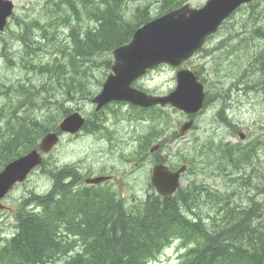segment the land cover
I'll list each match as a JSON object with an SVG mask.
<instances>
[{
  "label": "trees",
  "instance_id": "1",
  "mask_svg": "<svg viewBox=\"0 0 264 264\" xmlns=\"http://www.w3.org/2000/svg\"><path fill=\"white\" fill-rule=\"evenodd\" d=\"M154 1L158 5L154 16L149 6L137 7L129 13L127 0L54 1V9L57 8L55 15L64 16L51 19L49 24L57 26L55 20L62 18L64 25H71V14L76 19V24L69 28L71 44L67 48L59 47L57 56L46 62L35 64L27 60L29 56L20 57L23 68L39 77V81L32 83L27 77V82L14 89L9 102L11 107L17 105L10 116L0 108V170L13 159L38 148L48 131L57 132L63 117L80 110L79 103L91 101L96 93L90 87L93 69L105 66L106 71H110L113 51L128 44L138 28L155 17L180 8L189 0ZM86 18L94 26L84 28L81 23L84 24ZM227 21L220 30L225 28ZM33 23L44 33L32 38L25 28L19 35L25 45L38 44L42 38L48 39V29L38 21ZM262 29L254 33L264 41ZM259 54L264 64V47ZM197 73L200 74L199 71ZM261 79L255 84L258 87L251 85L253 90L260 88L264 91V72ZM201 81L204 83L202 78ZM210 98L208 95L206 105L210 104ZM26 106L29 111L41 109V118L30 117L32 115L28 113L19 117V112ZM133 108L138 111L137 116L152 120L141 137V150L148 151L155 141L162 138L160 118L164 119V111L160 107ZM221 114L228 127L234 126L227 116ZM99 116V113L93 115ZM98 129L100 127H96ZM259 139L253 143L263 149L264 139ZM258 145L255 148L254 145L253 148H238V145L225 144L216 154L221 153L228 163L242 169L245 165H253ZM245 150L250 154L243 157L241 152ZM163 160L167 163L165 156L158 162ZM188 161V171H192L194 165L191 160ZM65 167L49 170L50 176L57 180L70 177L66 175L69 166ZM73 169L77 175L73 171L75 176L71 175L72 179H79L81 174L75 167ZM68 184L58 182L59 188L55 192L51 190L36 196L33 208L18 212L15 235L4 244L0 243V264H56L62 258L61 264H148L175 240H180L186 250L181 264H264V217L256 203L247 208L237 207L231 202L228 206L225 204L226 197L192 183L187 186L189 189L181 187L172 196L162 197L152 192L147 195V200L141 202L139 209L136 207V212H130L124 208V200L115 201V192L110 188L86 186L82 192L72 193L70 190L76 185L73 182ZM221 206L226 207L223 209ZM128 208L134 209L131 206ZM71 251H75L74 256L70 255Z\"/></svg>",
  "mask_w": 264,
  "mask_h": 264
},
{
  "label": "rangeland",
  "instance_id": "2",
  "mask_svg": "<svg viewBox=\"0 0 264 264\" xmlns=\"http://www.w3.org/2000/svg\"><path fill=\"white\" fill-rule=\"evenodd\" d=\"M54 1L56 0H13L14 15L5 31L0 34V108L9 116L17 105L11 107L9 102L12 92L19 89L27 77L31 78L32 83L37 84L39 81V77L23 68L20 57L29 56L27 60L30 59L36 64L55 58L59 47H70L69 28L76 24V19L71 14V25H64L62 18L55 20L57 26L54 23L49 24L51 19L64 16L55 15L57 8L54 9ZM207 1L191 0L188 3L192 8H200ZM155 2L127 0V9L131 13L137 7L149 6L150 13L154 16L158 12V5ZM34 21L48 29V39L42 38L38 44L25 45L19 38L25 28L32 38L44 33L35 27ZM84 22L85 25L81 23L84 28L94 25L87 18ZM224 27L183 66L191 70L195 68V71L200 72L197 74L204 80L207 96L211 97L210 104L195 116V126L185 136H180L179 139L178 130L189 117L171 107L162 108L164 111L162 114L164 119L160 118L161 126L163 125L162 138L152 145L153 147L160 144L161 148L154 153L150 150L143 152L140 150L141 137L152 124V120L137 116L138 111L129 108L130 106L108 110L106 116H102L105 129L93 131L91 134L84 131L75 136L64 135L55 150L46 156V166L34 171L25 183L17 185L3 201L7 208L0 211V243L15 235L20 210L33 208L36 196L49 193L51 190L55 192L59 188L57 184L56 188L53 187L56 182L55 178L50 176L49 170H58L68 165H76L75 168L81 174L79 179L75 178V182L73 179L78 188L87 186L85 179L106 176V173L112 175L113 180L109 181V187L105 185L106 188L114 189L119 198H124L132 205L150 194L149 178L153 167L163 156L166 157L167 164L173 166L172 168L188 165V160H191L194 166L192 171H187L182 176V187L192 183L203 185L214 192H220L221 197L226 196L225 200L228 202H225L226 204L229 205L231 202L232 205L242 206L241 208L250 207L255 201H259L256 204L263 215L264 148L258 147L254 157L256 161H252V166L245 165V169H237L228 163L221 153L217 155L216 152H221V147L225 144H238V148H245L254 145L253 141L258 137L264 138V91L260 88L255 90L251 88V85H254V88L258 87L255 84L262 78L264 72V64L259 54L264 47V41L255 36L259 28H263L264 31V0L242 7ZM111 58L114 62L113 54ZM179 69L169 65L159 66L136 81L135 87L150 95L168 94L177 86L176 74ZM110 73L111 70L106 71L105 66L93 69L90 87L94 93L101 90L102 85L99 83L103 84ZM72 106L75 107L73 104ZM78 107L80 109L78 112L85 117L93 118L95 107L91 102H81ZM27 108L28 106L22 108L18 116L28 113L32 115L30 117L41 118V109L29 111ZM220 111H223L222 116H227L234 126L228 127L225 124L219 114ZM109 133H112L111 136ZM104 134H108L107 139ZM239 134H243V140ZM256 146L257 144L254 148ZM254 168L258 169L253 170ZM230 193H233V196ZM134 199L135 202H130ZM185 251L180 240H175L148 264H181Z\"/></svg>",
  "mask_w": 264,
  "mask_h": 264
},
{
  "label": "water",
  "instance_id": "3",
  "mask_svg": "<svg viewBox=\"0 0 264 264\" xmlns=\"http://www.w3.org/2000/svg\"><path fill=\"white\" fill-rule=\"evenodd\" d=\"M254 1L208 0L198 9L186 4L138 28L128 44L113 51L112 72L101 92L92 100L96 111L111 102H125L141 108L171 106L187 115L198 114L204 108L206 93L199 77L189 68L177 72V86L167 95H149L133 85L161 65L183 66L204 47L211 36L218 33L232 14ZM14 11L13 0H0V33L5 30ZM84 124L85 118L79 112H74L65 117L59 127L61 132L74 135L80 132ZM193 126V119L184 123L179 130L180 135H185ZM59 141L57 133H47L37 149L13 160L0 171V210L4 209L2 200L6 195L43 163V154L50 153ZM186 169L187 166L183 165L173 172L164 164L156 165L152 173L156 192L164 197L172 196L180 187V176ZM107 179L96 177L87 179L86 183L98 184Z\"/></svg>",
  "mask_w": 264,
  "mask_h": 264
},
{
  "label": "bare ground",
  "instance_id": "4",
  "mask_svg": "<svg viewBox=\"0 0 264 264\" xmlns=\"http://www.w3.org/2000/svg\"><path fill=\"white\" fill-rule=\"evenodd\" d=\"M93 26H94V25H93ZM58 42H59V41H58ZM29 79H31V78H29ZM25 82H27V81L25 80ZM25 82H24V83H25ZM247 86H248V85H247ZM262 86H263V85H262ZM253 88H254V87H253ZM42 90H43V89H42ZM40 92H43V91L40 90ZM40 94H41V93H40ZM54 94H55V93H54ZM42 95H43V94H42ZM57 96H58V95H57ZM39 97H40V96H39ZM61 97H63V96H61ZM69 97H70V96H69ZM55 98H56V97H55ZM63 98H65V97H63ZM38 99H39V98H37V100H38ZM42 99H44V98H42ZM21 100H23V99H21ZM46 100H47V99H46ZM49 100H50V99H49ZM57 100H58V99H57ZM61 100H62V98H61ZM51 101H52V100H51ZM53 101H54V100H53ZM39 102H40V101H39ZM49 102H50V101H48V103H49ZM56 102H58V101H56ZM41 103H42V102H41ZM48 103L46 102L45 104H48ZM54 103H55V102H54ZM54 103H53V104H54ZM49 104H51V102H50ZM51 105H52V104H51ZM51 105H50V106H51ZM54 105H55V104H54ZM47 106H48V105H47ZM50 106H48V107H50ZM55 106H56V105H55ZM57 107H58V106H57ZM45 108H46V106H45ZM220 114H221V112H220ZM221 115H222V114H221ZM222 118H223V117H222ZM223 119H225V118H223ZM94 120H95V119H94ZM101 120H102V119H101ZM103 120H104V118H103ZM227 120H228V119H227ZM96 121H97V120H96ZM135 121H136V120H135ZM137 121H138V119H137ZM225 121H226V119H225ZM94 122H95V121H94ZM98 122H99V121H98ZM92 123H93V122H92ZM101 123H102V122H101ZM98 124H99V123H98ZM131 124H132V122H131ZM57 125H58V124H57ZM57 125H56V126H57ZM89 125H90V124H89ZM91 125H92V124H91ZM91 125H90V126H91ZM95 125H96V124H95ZM101 125H102V124H101ZM96 126H97V125H96ZM48 127H49V126H48ZM53 127H55V125H54ZM58 128H59V125H58ZM88 128H89V126H88ZM91 128H93V127H91ZM103 128H104V127L102 126V129H103ZM94 129H96V127H95ZM100 129H101V128H100ZM104 129H105V128H104ZM53 130H54V129H53ZM98 130H99V129H98ZM58 131H59V130H58ZM58 131H57V132H58ZM86 131H87V130H86ZM93 131H94V130H93ZM95 131H96V130H95ZM106 131H108V130H106ZM48 132H49V131H48ZM88 132H89V131H88ZM88 132H87V133H88ZM90 133H91V131H90ZM100 133H102V132H100ZM106 133H107V132H106ZM98 134H99V132H98ZM109 134H110V136H111L112 133H109ZM95 135H96V134H95ZM101 135H102V134H101ZM107 135H108V134H107ZM107 135L104 134L103 136H105L106 139H107ZM43 136H44V135H43ZM99 136H100V135H99ZM97 137H98V136H97ZM97 137H94V138H95V139H100V138H101V136H100V138H97ZM152 137H153V136H152ZM108 138H109V137H108ZM155 138L158 139L159 137H155ZM258 138H259V137H258ZM40 139H41V138H40ZM111 139H112V137H111ZM151 139H152V138H151ZM263 139H264V138H263ZM263 139H262V140H263ZM259 140H260V139H259ZM132 141H133V140H132ZM257 141H258V140H257ZM260 141H261V140H260ZM140 142H141V141H140ZM258 142H259V141H258ZM209 143H210V142H209ZM219 143H220V141H219ZM256 143H257V142H256ZM260 143H261V142H260ZM260 143H259V144H260ZM262 143H263V142H262ZM212 144H213V143H212ZM223 144H224V143H223ZM131 145H132V144H131ZM252 145H253V144H251V146H252ZM254 145H255V144H254ZM257 145H258V144H257ZM251 146H250V147H251ZM258 146H260V145H258ZM263 147H264V146H263ZM245 148H246V147H245ZM248 148H249V146H248ZM252 148H253V146H252ZM259 148H260V147H259ZM259 148H258V149H259ZM147 149H148V148H147ZM199 149H200V148H199ZM199 149H198V150H199ZM256 149H257V148H256ZM140 150H141V149H140ZM243 150H244V149H243ZM249 150H250V149H248V151H249ZM263 150H264V149H263ZM263 150H261V151H263ZM142 151H143V152H146V151H144L143 148H142ZM148 151H149V150H148ZM240 151H241V150H240ZM248 151L245 150V151H242V152H241V153L243 154V157L246 156V155H248V153H249ZM251 151H252V150H251ZM252 152L254 153V151H252ZM256 152H257V151H256ZM139 153H140V151H139ZM141 153H142V152H141ZM262 153L264 154V152H262ZM120 154H121V153H120ZM249 154H250V153H249ZM121 155H122V154H121ZM127 156H128V155H127ZM129 156H130V155H129ZM255 156H256V155H255ZM250 157H251V156H249V157L247 156V158H250ZM247 158H246V159H247ZM142 159H143V158H142ZM258 159H259V158H258ZM261 159H262V158H261ZM250 160H251V159H250ZM254 160H255V159H254ZM254 160H253V161H254ZM163 161L165 162V160H163ZM163 161H162V162H163ZM255 161H256V160H255ZM258 161H259V160H258ZM252 163H253V162H252ZM258 163H259V162H258ZM261 163H262V162H261ZM262 164H263V163H262ZM68 166H69V165H68ZM75 166H76V165H75ZM75 166H74V167H75ZM242 166H243V165H242ZM247 166H248V165H247ZM74 167H73V168H74ZM243 167H244V166H243ZM65 168H66V167H65ZM73 168H72V166H69L68 169H66V175L68 174V176H70V177H65L64 174H63V176H64L63 180H57V179H55V182H56V183H54V185L57 184L58 182H63V183H65V184L69 183L68 185H70V183L73 182V181H72V180H73L72 178H74V177L71 176V175L76 174V172L74 171L75 169H73ZM247 168H248V167H247ZM263 168H264V167H263ZM189 169H190V168H189ZM244 169H245V168H244ZM76 170H77V169H76ZM247 170H248V169H247ZM61 171H62V170H61ZM73 171H74V174H73ZM120 171H121V170H120ZM245 171H246V170H245ZM77 173H78V172H77ZM85 173H86V172H85ZM103 173H104V172H103ZM105 173H106V172H105ZM111 173H112V172H111ZM260 173H261V171H260ZM89 174H90V173H89ZM194 174H195V173H194ZM61 175H62V174H61ZM76 175H77V174H76ZM95 175H96V174H95ZM106 175H107V173H106ZM58 176H60V175H58ZM74 176H75V175H74ZM83 176H84V175H83ZM246 176H247V175H246ZM79 177H81V176H78V178H79ZM90 177H91V176H90ZM248 177H249V176H248ZM76 178H77V177H76ZM60 179H62V178H60ZM84 179H85V178H84ZM74 182H75V179H74ZM74 182H73V183H74ZM191 182H192V181H191ZM77 184H78V183H77ZM79 184H80V182H79ZM54 185H53V187H54ZM148 185H149V187H150V191H151L150 193L156 191L155 187H154L153 184H152V178H151V177L149 178V184H148ZM193 185H194V184H193ZM188 186H189V185H188ZM199 186H201V185H199ZM99 188H100V187H99ZM105 188H106V187H105ZM105 188H104V189H105ZM187 188H188V187H187ZM84 189H85V188H84ZM90 189H91V188H90ZM102 189H103V188H102ZM104 189H103V190H104ZM188 189H189V188H188ZM198 189H199V188H198ZM204 189H205V188H204ZM97 190H99V189H97ZM103 190H102V191H103ZM113 190H114V189H113ZM190 190H192V189H190ZM70 191H71L72 193L82 192V188H81V190H80L79 188L73 186L72 189H71ZM99 191H100V190H99ZM192 191H193V190H192ZM109 192H110V191H109ZM203 193H204V192H203ZM206 193H207V192H206ZM59 194H60V192H59ZM218 194H221V193L219 192ZM230 194H231V193H230ZM232 194H233V193H232ZM232 194H231V195H232ZM57 195H58V193H56V196H57ZM149 195H150V194H149ZM151 195H152V194H151ZM206 195L208 196V194H206ZM209 195H210V194H209ZM113 196H114L116 202H118V200H124V201H126L124 198L117 199V196L115 195V193H113ZM232 196H233V195H232ZM209 197H210V196H209ZM225 197H226V196H225ZM227 197H228V196H227ZM145 198H146V197H145ZM145 198H144V199H145ZM152 198H154V197H152ZM199 198H200V197H199ZM202 198H203V197H202ZM210 198H211V197H210ZM214 198H215V197H214ZM217 198H218V197H217ZM219 198H220V196H219ZM231 198H232V197H231ZM234 198H235V197H234ZM144 199H143L142 201H140L139 203H134V204H132V205H131V204H128L129 201H126V203L124 202L125 206H124V205H123V206H124V208H125L126 210H128V211H130V212H136V210H137L136 207H138V209H139V207L141 206V202L145 201ZM206 199H207V198H206ZM212 199H213V198H212ZM251 199H253V198H251ZM146 200H147V199H146ZM208 200H209V199H208ZM220 200H221V199H220ZM230 200H231V199H230ZM135 201H136V200L134 199L133 201H130V202H135ZM201 201H202V200H201ZM206 201H207V200H206ZM223 201H224V200H223ZM253 201H254V200H253ZM258 202H259V201H258ZM258 202L255 201V203H258ZM119 203H120V201H119ZM199 203H201V202H199ZM202 203H203V201H202ZM220 203H221V202H220ZM222 203H223V202H222ZM226 203H228V202H226ZM226 203H225V204H226ZM203 204H204V203H203ZM215 204H216V203H215ZM223 204H224V203H223ZM239 204H240V203H239ZM259 204H260V203H259ZM218 205H219V204H218ZM218 205H217V206H218ZM261 205H262V203H261ZM130 206L133 207L134 209H129L128 207H130ZM228 206H229V205H228ZM228 206H227V207H228ZM230 206H231V205H230ZM236 206L238 207V205H236ZM240 206H241V205H240ZM259 206H260V205H259ZM225 207H226V206H225ZM225 207H224V208H225ZM241 207H242V206H241ZM243 207H244V206H243ZM219 208H220V207H219ZM221 208H223V207L221 206ZM224 208H223V209H224ZM228 208H229V207H228ZM228 208H226V209H228ZM233 208H234V207H233ZM238 209H239V208H238ZM217 210H218V208H217ZM198 212H199V210H198ZM200 212H201V211H200ZM232 212H233V211H232ZM218 213H219V212H218ZM259 213H260V212H259ZM263 215H264V214H263ZM216 217H217V216H216ZM263 217H264V216H263ZM208 223H209V222H208ZM208 226H209V225H208ZM221 228H222V227H221ZM212 230H213V229H212ZM6 241H7V239L3 240V241H2V244H4ZM3 242H4V243H3ZM116 245H117V244H116ZM0 246H1V245H0ZM44 247H45V246H44ZM24 250H25V249H24ZM8 251H9V250H8ZM79 251H80V248H79ZM26 252H27V251H26ZM120 252H121V251H120ZM6 253H7V252H6ZM43 253H44V252H43ZM73 253H75V251H73V252L71 251V252H70V255L72 254L71 256H74L75 254H73ZM21 257H23V256H21ZM8 258H9V257H8ZM24 258H26V256H25ZM62 259H63V258H62ZM62 259L59 260L57 263H59V264L63 263V262H62ZM17 261H18V259H17ZM50 264H52V263H50Z\"/></svg>",
  "mask_w": 264,
  "mask_h": 264
},
{
  "label": "flooded vegetation",
  "instance_id": "5",
  "mask_svg": "<svg viewBox=\"0 0 264 264\" xmlns=\"http://www.w3.org/2000/svg\"><path fill=\"white\" fill-rule=\"evenodd\" d=\"M189 1H191V0H189ZM188 1V2H189ZM98 93V92H97ZM96 93V94H97ZM91 103H92V101H91ZM94 105V104H93ZM121 106H130L129 104H126V103H123V102H112V103H109L103 110H101L100 112H97L96 111V106L94 105V112L95 113H99L100 114V116L97 118V117H86V123H85V125H84V128H83V130L81 131V132H84V131H89V133H90V131H91V133L93 132V130L95 131L96 129H94L95 127H100V126H104V121H103V118H102V116H106V112L108 111V109H111V108H113V109H116V108H118V107H121ZM129 108H133L132 106H130ZM94 113V114H95ZM93 114V115H94ZM92 115V116H93ZM84 116V115H83ZM64 118V117H63ZM63 118L61 119V121L63 120ZM196 118V117H195ZM95 119V120H94ZM102 119V120H101ZM97 120V121H96ZM60 121V122H61ZM95 121V122H94ZM99 121V122H98ZM93 122V123H92ZM102 122V123H101ZM99 123V124H98ZM60 124V123H59ZM93 127V128H91V129H88V126H90V125ZM97 126H96V125ZM102 124V125H101ZM101 128V127H100ZM59 130V129H58ZM100 130H102V128L100 129ZM59 132V136H60V141L62 140V138L64 137V135L63 134H61L60 133V131H58ZM80 132V133H81ZM80 133H78V134H76V135H79ZM90 133V134H91ZM65 135H67V134H65ZM75 136V135H74ZM159 147L158 148H160V144L158 145ZM135 153H138V152H135ZM164 157V156H163ZM172 167V166H171ZM108 178H109V180L108 181H111V180H113V176L112 175H106ZM107 181V182H108Z\"/></svg>",
  "mask_w": 264,
  "mask_h": 264
}]
</instances>
